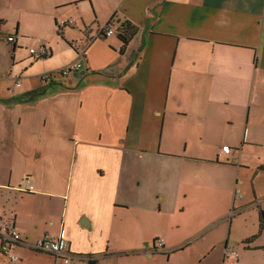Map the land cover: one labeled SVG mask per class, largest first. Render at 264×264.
<instances>
[{"label":"crops","instance_id":"1","mask_svg":"<svg viewBox=\"0 0 264 264\" xmlns=\"http://www.w3.org/2000/svg\"><path fill=\"white\" fill-rule=\"evenodd\" d=\"M261 213L264 0H0V264H264Z\"/></svg>","mask_w":264,"mask_h":264},{"label":"built area","instance_id":"2","mask_svg":"<svg viewBox=\"0 0 264 264\" xmlns=\"http://www.w3.org/2000/svg\"><path fill=\"white\" fill-rule=\"evenodd\" d=\"M63 23H69L73 24L74 19L69 18L68 20L63 21ZM104 32L107 35H111L115 33V28L113 26H107L105 29H103ZM102 33V31L100 32ZM6 39L8 41H14L15 36L13 34H8L6 36ZM31 54H33L36 57H43L47 56L49 53V50L46 46H40L37 48H31L30 49ZM85 50H83V53ZM82 66L81 61L77 60L65 67H63L61 70H59L62 74H68L73 70H78ZM50 74H46L45 78H50ZM21 83V78L18 77L16 79V84ZM230 145L225 144L221 146L219 152H218V158L222 159L223 156H227L230 152ZM0 237H1V251L5 254L10 253L11 259L17 263L20 260L19 255L14 252L17 243L19 242V239L21 238V234L17 231L14 225V221L12 219H0ZM158 246L157 251H163L164 249V242L163 238L158 239ZM35 249L41 250L44 252L52 253L57 255L58 257H61L64 260L65 264H73V258L75 255L69 251V243L68 241L62 236V235H54L51 233H45L42 237H40L34 246ZM226 255L227 257L237 258L238 252L234 250L231 247L226 248Z\"/></svg>","mask_w":264,"mask_h":264},{"label":"trees","instance_id":"3","mask_svg":"<svg viewBox=\"0 0 264 264\" xmlns=\"http://www.w3.org/2000/svg\"><path fill=\"white\" fill-rule=\"evenodd\" d=\"M137 27L126 21H123L118 26V35L121 38L123 44H127L129 39L136 33ZM44 57V56H43ZM260 227L264 230V213H261V219H260Z\"/></svg>","mask_w":264,"mask_h":264},{"label":"rangeland","instance_id":"4","mask_svg":"<svg viewBox=\"0 0 264 264\" xmlns=\"http://www.w3.org/2000/svg\"><path fill=\"white\" fill-rule=\"evenodd\" d=\"M22 52H24V53H27L28 51L25 49H22ZM156 251H157V249H156Z\"/></svg>","mask_w":264,"mask_h":264}]
</instances>
